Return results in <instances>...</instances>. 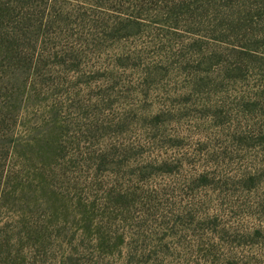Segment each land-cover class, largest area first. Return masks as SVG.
<instances>
[{
    "label": "rangeland",
    "instance_id": "rangeland-1",
    "mask_svg": "<svg viewBox=\"0 0 264 264\" xmlns=\"http://www.w3.org/2000/svg\"><path fill=\"white\" fill-rule=\"evenodd\" d=\"M164 7L155 0L52 2L50 13L62 11L63 19L50 21L55 37L39 47L59 56L51 58L46 85L38 87L46 93L31 98L19 136L55 138L62 129L56 123L63 121V139L73 142L76 156L102 153L109 165L86 162L84 171L97 181L77 191L63 187L68 202L50 196L46 202L3 203L0 247L12 246L7 259L205 264L215 251L250 247L247 234L264 223V107H247L239 96L256 92L259 70L249 82L191 91L189 79L214 78L219 67H210L202 44L176 27ZM72 51L78 57L63 66ZM157 63L163 69L147 76ZM56 108L63 113L57 116ZM119 146L129 147L130 155L117 157ZM27 148L19 146V155ZM117 158L119 166L112 164ZM170 158L176 162L164 166Z\"/></svg>",
    "mask_w": 264,
    "mask_h": 264
},
{
    "label": "trees",
    "instance_id": "trees-1",
    "mask_svg": "<svg viewBox=\"0 0 264 264\" xmlns=\"http://www.w3.org/2000/svg\"><path fill=\"white\" fill-rule=\"evenodd\" d=\"M155 1L166 3L164 9L174 17L176 27H184L197 44H202V52L210 67H219L214 78L194 76L189 79L191 91L196 88L209 90L212 86L222 89L230 83L249 82L258 69L259 74L253 77L256 79L253 86L256 92H245L239 97L247 107L253 103L264 107V0ZM52 2L54 0H0V206L26 200L46 202L50 196H54L57 202H68L63 187L77 191L83 185L89 186L88 180L97 181L96 175L91 177L88 171H84L86 162L97 161L99 168L109 165L104 162L105 154L102 153L97 157L76 156L72 152L75 150L69 148L73 142L63 139V131L67 128L63 121L56 123L62 129L55 138L49 134L42 139L27 141L19 136L18 128L30 109L31 98L35 101L36 97H41L40 92L46 93L38 87L46 85L51 58L55 60L59 56L58 53L46 55L39 47L48 37L50 42L52 36L55 37L56 32L49 28L50 21L54 24L59 17L63 19L62 11L59 14L50 13ZM78 55V52L72 51L68 58L61 60V64L69 67V61H75ZM162 69L161 63L153 64L145 74L149 76ZM141 75L144 76L142 72ZM55 113L57 116L62 114L63 108H56ZM103 127L100 130H105ZM261 135L260 141L264 143V133ZM153 139L155 142L156 139ZM74 144H80L79 138ZM25 145H28L26 154L20 156L18 148ZM114 149L119 158H125L131 152L129 147ZM46 151L47 155L42 156ZM37 155L39 158L35 160L33 157ZM119 158L112 164L119 166ZM169 161L173 163L176 159L170 158L162 164L166 166ZM31 191H40L42 196L28 199L27 194ZM118 197L126 200L120 193ZM77 199L82 201L81 197ZM27 230L33 231V228L28 227ZM247 235L249 248L215 251L205 264H264V223L259 222ZM4 241L8 239L2 240V243ZM9 253H12V246L2 244L0 263L6 260L17 263L11 257L7 259L5 254Z\"/></svg>",
    "mask_w": 264,
    "mask_h": 264
}]
</instances>
